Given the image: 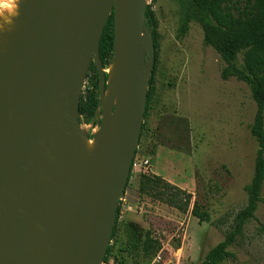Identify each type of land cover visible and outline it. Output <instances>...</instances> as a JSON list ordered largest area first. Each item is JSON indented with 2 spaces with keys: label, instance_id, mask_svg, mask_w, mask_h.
<instances>
[{
  "label": "water",
  "instance_id": "water-1",
  "mask_svg": "<svg viewBox=\"0 0 264 264\" xmlns=\"http://www.w3.org/2000/svg\"><path fill=\"white\" fill-rule=\"evenodd\" d=\"M22 9L0 43V264H102L145 120L147 0H27ZM112 14L110 78L99 47ZM92 62L102 109L90 139L79 108ZM83 138L97 143L91 155Z\"/></svg>",
  "mask_w": 264,
  "mask_h": 264
},
{
  "label": "rangeland",
  "instance_id": "rangeland-1",
  "mask_svg": "<svg viewBox=\"0 0 264 264\" xmlns=\"http://www.w3.org/2000/svg\"><path fill=\"white\" fill-rule=\"evenodd\" d=\"M153 10L159 43L156 97L135 157L137 162L149 161L150 167L133 170L122 198L119 230L110 243L112 256L123 264H155L163 252L161 264H202L247 206L246 187L254 178L259 151L251 133L257 106L248 84L221 78L226 64L205 44L198 23L192 22L188 33L179 37L184 0H157ZM237 62L242 65L243 53ZM100 120L101 116L92 123L80 115L84 135L94 138ZM144 174L160 176L191 194V208L197 202L209 220L200 222L191 209L181 213L140 196ZM213 184L220 189L216 196L210 192ZM261 199L243 234L228 249L234 259L222 264H264V185ZM127 225L137 226L143 234L151 231L160 251L151 256L126 251Z\"/></svg>",
  "mask_w": 264,
  "mask_h": 264
},
{
  "label": "trees",
  "instance_id": "trees-1",
  "mask_svg": "<svg viewBox=\"0 0 264 264\" xmlns=\"http://www.w3.org/2000/svg\"><path fill=\"white\" fill-rule=\"evenodd\" d=\"M154 0L147 5L145 14V27L152 35L154 43V63L150 72L147 90V104L145 120L148 118L156 97V73L159 65L158 54V21L153 10ZM185 13L181 21L179 37L185 36L192 22L198 23L204 34V42L212 47L223 59L226 66L222 70L221 78L225 81L235 78L250 86L252 98L257 106V113L251 133L259 143V151L256 159L254 178L246 187L248 203L235 219L233 230L228 233L225 240L211 249L202 264H222L227 259H234V255L228 252L239 236L243 234L245 224L254 217L258 204L261 202V190L264 185V0H184ZM114 14L106 24L100 40L99 58L104 70H107L113 61L114 52ZM243 53V62L239 66L238 56ZM99 71L94 62L90 64L85 90L80 99L79 112L81 116L95 123L98 110L101 114ZM108 76L105 73V88ZM100 124V122H99ZM97 126V124H96ZM145 130L143 123L142 134ZM92 139V138H90ZM139 140V142H140ZM139 145V144H138ZM138 151L135 153V157ZM126 183L123 198L133 175V164ZM140 196H146L167 205L181 213H187L191 209L193 216L200 222L209 220V215L201 212L197 202L191 203L193 196L173 185L157 175H142L139 184ZM220 189L217 184L210 186V192L216 196ZM123 201L117 207L115 225L112 239L119 230ZM126 237V251L141 252L145 256L156 254L161 249L159 240L153 238L152 232L143 234L137 226L127 225L124 227ZM123 261L112 256V245L108 247L104 261L110 258Z\"/></svg>",
  "mask_w": 264,
  "mask_h": 264
},
{
  "label": "bare ground",
  "instance_id": "bare-ground-1",
  "mask_svg": "<svg viewBox=\"0 0 264 264\" xmlns=\"http://www.w3.org/2000/svg\"><path fill=\"white\" fill-rule=\"evenodd\" d=\"M27 0H19L18 4V15L13 16L7 10L4 11L3 15H0V43L3 40V37L9 34H12L17 30V23L23 11L22 6ZM1 54V51H0ZM107 73L110 78L113 77L115 73V66L111 65L107 69ZM96 141L94 140H85L83 138V146L81 153L83 155H91L96 148Z\"/></svg>",
  "mask_w": 264,
  "mask_h": 264
},
{
  "label": "built area",
  "instance_id": "built-area-1",
  "mask_svg": "<svg viewBox=\"0 0 264 264\" xmlns=\"http://www.w3.org/2000/svg\"><path fill=\"white\" fill-rule=\"evenodd\" d=\"M149 1V2H148ZM147 1V5H151L153 3L154 0H148ZM150 167V163L149 161H145V162H137V161H134V164H133V170L134 171H138V169H144V170H147L148 168ZM123 201V199H121ZM162 254H160L158 256V261H156L155 264H161L165 258V255L163 252H161ZM102 264H123L122 262L120 261H116L114 258H110L109 260L107 261H103Z\"/></svg>",
  "mask_w": 264,
  "mask_h": 264
},
{
  "label": "clouds",
  "instance_id": "clouds-1",
  "mask_svg": "<svg viewBox=\"0 0 264 264\" xmlns=\"http://www.w3.org/2000/svg\"><path fill=\"white\" fill-rule=\"evenodd\" d=\"M19 0H0V15H3L7 10L11 15H18Z\"/></svg>",
  "mask_w": 264,
  "mask_h": 264
}]
</instances>
